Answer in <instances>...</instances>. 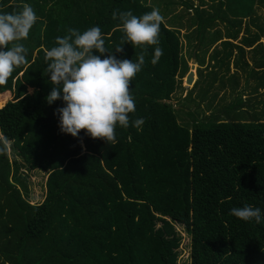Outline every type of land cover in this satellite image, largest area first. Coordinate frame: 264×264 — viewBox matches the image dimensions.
Wrapping results in <instances>:
<instances>
[{
	"label": "trees",
	"instance_id": "1",
	"mask_svg": "<svg viewBox=\"0 0 264 264\" xmlns=\"http://www.w3.org/2000/svg\"><path fill=\"white\" fill-rule=\"evenodd\" d=\"M148 1L0 0V13L29 4L37 16L27 39L19 41L28 48L27 63L0 85V93L11 94L0 107V133L10 142L7 154L0 155V264H179L177 226L190 239L188 261L182 264H264V221L230 215L234 207L251 205L264 216V91L254 89L261 105L238 92L230 105L204 114L211 104L201 105L202 93L210 86L198 71L191 88L177 97L187 110L175 106L172 95L183 88L187 74L182 23L163 21L158 45L122 46L120 21L112 19L117 10L137 17L151 12L155 7ZM151 1L160 8L161 0ZM263 2L166 0L163 9L170 14L181 4L191 12L188 26H196L202 44L203 33L222 15L241 10L251 17L254 4ZM94 26L117 59L138 62L147 50L130 84L135 111L129 113V127L116 126L115 143L84 131L77 137L62 133L54 112L64 103L49 105L45 99L53 87L50 74L44 75L45 51L69 28L83 33ZM255 26L259 32L253 40L246 36V45L264 36L261 20ZM118 46L122 52H115ZM156 47L163 55L153 65ZM239 49L238 60L250 68L245 49ZM258 50L260 70L252 68L250 76L255 73L256 86H263L261 43ZM140 118L141 127L132 126ZM32 170L46 173L42 202L29 199Z\"/></svg>",
	"mask_w": 264,
	"mask_h": 264
},
{
	"label": "clouds",
	"instance_id": "2",
	"mask_svg": "<svg viewBox=\"0 0 264 264\" xmlns=\"http://www.w3.org/2000/svg\"><path fill=\"white\" fill-rule=\"evenodd\" d=\"M112 19H119L123 33L122 46L158 45L160 25L164 17L158 8L142 16H135L131 10L114 11ZM37 16L29 4L19 11L0 13V85H5L14 70L27 63L28 48L19 41L27 39L36 23ZM11 47H8L9 45ZM56 45L45 51L47 67L44 75L50 74L52 90L46 96L49 105L57 100L64 103L55 110L59 117L62 133L77 137L81 131L92 139H102L106 143L116 142V126L129 127V113L135 111V101L130 94V84L145 63L146 49L138 56V62L117 59L105 47L99 26L91 27L83 33L69 28L63 37H56ZM118 46L115 52L123 51ZM108 53L105 58L100 55ZM163 55V49L156 47L151 63L155 65ZM143 119H136L132 126L140 128ZM9 139L0 133V155H6ZM230 215L243 221H264L261 209L245 205L234 207Z\"/></svg>",
	"mask_w": 264,
	"mask_h": 264
},
{
	"label": "crops",
	"instance_id": "3",
	"mask_svg": "<svg viewBox=\"0 0 264 264\" xmlns=\"http://www.w3.org/2000/svg\"><path fill=\"white\" fill-rule=\"evenodd\" d=\"M225 3L227 2L225 1ZM257 4L258 3H255L254 7H256ZM227 7L228 5L224 6V8ZM239 7L241 8L238 2L237 8ZM213 10L214 9H212L211 11ZM254 15L255 14H253L251 17L249 16L246 17L244 16V14L241 13V10L240 13L239 11L238 12L236 11L235 13L228 11L227 15L225 16L222 15V19L218 20V24L215 27L209 28V31H205L203 33L202 44L200 43L201 38L198 37L196 31L192 32L191 30L190 31L191 34L185 36L187 43L186 50H189L187 52V55L190 56V66H191V61L193 60L195 61V63L193 64L194 66L193 82L197 80L198 71H201L203 76L202 79L204 81L205 80L208 81V86H210L209 91L202 93L203 95H202L201 105L205 106V103H209L211 104L209 108L213 106L224 107L226 104L230 105V103L233 102L234 98L228 103L217 105L216 102H219L220 100L215 101V97L217 96V90L214 88H220L222 90L231 88L230 92L236 93V95L238 92H242V94L247 93L251 95V98H253V100L250 101L249 103L253 105H257V104L261 105L258 102L259 100L258 92L263 91L262 89H264V85L256 86L257 79L255 73L252 76H250V70L252 68H255L257 71L260 70V67L257 66V63L259 64L258 61L261 57L260 56L261 52L258 50V45L259 43L262 44V40H264V36H261L258 41L255 40L253 44L250 43L246 45L245 43L246 36L250 37L251 40H253L254 35L256 36V33L259 32V28L255 26V23H258L261 20V18L256 17ZM247 24L249 25V27H247ZM248 29L250 30L249 33L247 31ZM195 40L197 42L195 44H192V41ZM226 42H231L232 45H228V43ZM262 46L264 48V44H262ZM242 47L246 51L244 60L250 65V68H245L243 66V63H241L238 60V56L240 54L239 48ZM200 49H202L203 55H202V62L198 64L197 53L199 52ZM229 52L232 53L230 59H228V56L226 57V54L227 55L230 54ZM210 61H212V64L210 63ZM232 65L236 70L234 72H232V68H231ZM239 71H241L244 76L243 78L244 87L242 88H240L241 79L239 77ZM236 81L238 82L237 89L236 91H233L232 84L235 83ZM255 87L257 88L258 92L254 90ZM193 93H195V91L191 92V94ZM0 94L6 95L10 93L5 92ZM244 96L245 95H243V98ZM249 99L250 98H247L246 101ZM254 102H256V104ZM248 108L252 110V107H250L249 105Z\"/></svg>",
	"mask_w": 264,
	"mask_h": 264
},
{
	"label": "rangeland",
	"instance_id": "4",
	"mask_svg": "<svg viewBox=\"0 0 264 264\" xmlns=\"http://www.w3.org/2000/svg\"><path fill=\"white\" fill-rule=\"evenodd\" d=\"M162 3L160 4V8L162 10V13H160L163 17H164V21L167 22V21H172L173 19H178L176 21H172L174 24H177V23H182V29H180V40H181V43H182V54H183V58L185 60V63H186V67H187V71L189 70V66H190V56L187 55V52L189 50H186V38L185 36H188L190 35V31L192 30L195 31L194 27L195 25H191V26H188L189 24V19H190V14L191 12H186V9L184 8L183 5L179 4V5H176L175 9H174V5L173 6H170L171 9H174L171 11L170 14H165L166 11H164V6H163V1H166V0H161ZM180 1V0H179ZM187 1V0H185ZM226 2L228 0H225ZM149 3H152V5L156 8L157 7V2H152L151 0L148 1ZM210 2V1H209ZM212 3V2H211ZM214 3V2H213ZM217 4L213 5L212 8L215 9V11L217 10ZM167 12H170V11H167ZM181 14L183 16H181ZM255 16L256 17H259L261 18V23L262 25H264V2L261 3V4H257V6L255 7ZM197 41H192V44H195ZM262 44H264V40H262ZM212 52V50H211ZM202 55H203V51L202 49L199 50V52L197 53V57H198V64H200L202 62ZM210 63L212 64V61H210ZM184 64L182 63V67ZM181 67V68H182ZM193 69H192V78L194 79V66L192 65L191 66ZM232 68V72L236 71L235 68L233 67V65L231 66ZM238 72V71H237ZM187 76L184 75L182 77V80H181V86H183V88H178L172 95V102L175 104V106H182L184 109L187 110V108L185 107V102H183V98L182 100H179L177 99L178 96H181L183 97L184 94L186 93V91L191 88L192 84H186L185 82V77ZM239 77L241 79V87H244V76H243V73L241 71H239ZM198 85V83H197ZM199 85H202L199 83ZM217 90V96L215 97V101H219V102H216L217 105H222L223 103H228L229 101H231L234 96L236 95V93H231V88H227L225 90H222L220 88H214ZM264 91V89H262ZM203 91V90H202ZM200 91V92H202ZM11 94H9V96H4L2 97L0 95V107L2 105H4V103L11 97L10 96ZM245 95L244 98L247 99V98H251V95L249 94H243ZM4 101V102H3ZM179 101V102H178ZM184 103L182 105V102ZM188 106H190V104H186ZM213 107H206L204 108V114H208V112L213 109ZM203 109V108H202ZM253 113V112H252ZM10 157H12V155L10 154ZM28 184H29V189H30V196H29V199L31 202L33 203H37V202H42L44 197H45V194H46V173L43 172V171H39V170H32V171H29L28 172ZM177 230L181 232V236H182V242H181V245H180V256H179V264H182L183 262H187L188 261V255H189V244H190V239L189 237L184 233L182 227L180 226H177Z\"/></svg>",
	"mask_w": 264,
	"mask_h": 264
},
{
	"label": "water",
	"instance_id": "5",
	"mask_svg": "<svg viewBox=\"0 0 264 264\" xmlns=\"http://www.w3.org/2000/svg\"><path fill=\"white\" fill-rule=\"evenodd\" d=\"M195 63V61L193 60V61H191V66L193 65ZM189 67L190 68V70L187 72V76L185 77V82H186V84H192L193 83V78H192V67Z\"/></svg>",
	"mask_w": 264,
	"mask_h": 264
},
{
	"label": "bare ground",
	"instance_id": "6",
	"mask_svg": "<svg viewBox=\"0 0 264 264\" xmlns=\"http://www.w3.org/2000/svg\"><path fill=\"white\" fill-rule=\"evenodd\" d=\"M1 96H2V97H4V96H7V97H8V96H9V94H6V95H1ZM3 102H4V101H3Z\"/></svg>",
	"mask_w": 264,
	"mask_h": 264
}]
</instances>
